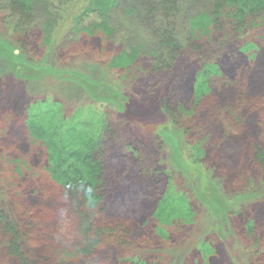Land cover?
I'll list each match as a JSON object with an SVG mask.
<instances>
[{
	"label": "rangeland",
	"instance_id": "rangeland-1",
	"mask_svg": "<svg viewBox=\"0 0 264 264\" xmlns=\"http://www.w3.org/2000/svg\"><path fill=\"white\" fill-rule=\"evenodd\" d=\"M117 1L111 40L71 35L69 6L55 21L37 9L26 34L0 23V209L19 227L30 264H58L72 254L68 264H204L199 248L205 242L213 248L209 264H264V172L252 159L255 147L264 149V28L245 37L257 46L255 59L236 54L235 43L226 50L223 80L201 101L193 103L189 87L170 99L173 109L187 112L177 120L164 106L172 79L151 73L158 60L150 53L169 23L152 15L159 0ZM175 1L180 13L171 20L173 30L185 41L190 17L210 13L215 0ZM50 21L56 29L48 45L43 31ZM121 45H143L150 59L137 66L141 72L109 69ZM213 49L206 53L215 54ZM189 55L181 56L174 72L180 66L194 71L197 59ZM47 99L61 103L66 116L81 109L110 120L104 190L113 197L105 200L109 214L96 215L94 228L117 234L98 238L88 255L77 253L83 237L72 199L50 179L46 151L25 127L29 105ZM194 144L204 150L199 163ZM157 169L194 213L192 223L164 228L165 236L149 203L132 195ZM121 187L132 193L121 194ZM118 195L137 198L115 204ZM5 243L0 232V264H20Z\"/></svg>",
	"mask_w": 264,
	"mask_h": 264
},
{
	"label": "trees",
	"instance_id": "trees-1",
	"mask_svg": "<svg viewBox=\"0 0 264 264\" xmlns=\"http://www.w3.org/2000/svg\"><path fill=\"white\" fill-rule=\"evenodd\" d=\"M66 6L72 9L69 16L71 35L78 38L97 37L103 40L113 38L115 31L112 16L118 6L117 0H0V23H7L14 32L26 34L33 25V14L37 9L44 10L50 15V19L55 21L67 13L64 10ZM179 13L180 9L175 0H159L152 15L157 14L169 23L165 31L159 35L156 52L150 53L153 59L158 60L151 73L165 72V81L172 79L164 106L166 111L178 116L177 120L182 113L187 112L183 106L173 109L170 99L178 97L187 87L192 91L194 104L211 93L215 84L223 80L224 71L220 63L229 52L226 50H232L230 47L233 43L237 45L236 54L246 56L249 60L255 59L257 46L252 39L245 37L251 31L264 28V0H215L210 13L190 17L187 26L190 37L185 41H182L173 30L174 22L171 21L176 19ZM55 24L56 22L50 21L44 27L43 33L48 45L55 37L53 34ZM261 38L264 39V36ZM121 46V51L109 62V69L141 72L137 66L149 58L144 52L146 50L143 45ZM212 48H214L212 51H216L215 54L206 53ZM159 50L163 51L165 57L160 58L159 55L162 53ZM186 53H190L189 58L197 59L196 68L191 74L190 68L186 66H180L174 72L175 67L180 65L179 59ZM177 71L182 73L175 74ZM24 121L30 139L42 144L46 151L47 173L50 179L72 199L83 237V244L77 253L88 255L97 244L98 238L106 234L109 236L117 234V230L94 228L96 215L109 214L105 200L113 197L111 191L104 190L107 174L105 157L112 151L109 147L112 138L110 120L103 112H85L81 109L66 116L61 103L47 99L29 105ZM192 151L196 163L201 162L204 157L202 145L194 144ZM128 157V153L125 152L122 159L126 160ZM252 159L264 172V149L255 147ZM146 179L147 185L140 186L139 191L132 193L131 188L121 187V194L132 193L143 197L142 199L146 201L144 206L145 203H149L150 214L157 221L156 227L161 236H165L164 228L167 226L175 223L183 225L192 223L194 213L188 200L183 195L171 193L170 179L166 177L164 171L157 169L151 173L147 172ZM164 183L166 184L161 191ZM136 198L118 195L115 204L124 205L127 202L126 205H129L128 202L131 200L133 202ZM127 212L133 215L139 213L138 208L137 211L129 208ZM146 223V219L141 222L143 225ZM0 232L5 237L6 253L20 264H30L22 247L23 236L19 227L2 209ZM199 252L203 263L209 264L208 258L213 253V248L205 242L201 244ZM72 256L73 254L68 255L58 264H68L66 259Z\"/></svg>",
	"mask_w": 264,
	"mask_h": 264
}]
</instances>
